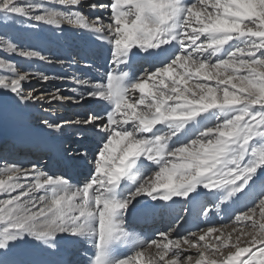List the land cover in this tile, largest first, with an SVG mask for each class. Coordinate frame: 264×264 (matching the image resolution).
Here are the masks:
<instances>
[{
    "label": "snow or ice",
    "instance_id": "6c2138e0",
    "mask_svg": "<svg viewBox=\"0 0 264 264\" xmlns=\"http://www.w3.org/2000/svg\"><path fill=\"white\" fill-rule=\"evenodd\" d=\"M60 3L84 6L83 0ZM87 7L108 8V22L100 17L90 22L81 11L0 0L5 18L67 21L94 31L107 40L115 66L102 82L78 80L84 89L78 97H51L92 100L103 112L66 122L99 137L93 174L82 185L36 164L0 169V255L32 242L56 251L62 243L90 242L94 252L87 264H140L152 247L155 258L147 264H264V0H111ZM0 44L21 57L45 59L12 39L0 37ZM134 57L149 65H141L142 75L120 67H129ZM0 68L12 73L0 76V90L17 103L37 101L24 90L29 73L3 60ZM43 123L56 131L64 127ZM88 155L76 150L57 163L70 170L89 163ZM201 195H210L209 202L247 200V210L234 214V222L251 231L237 232L235 242L232 233L216 227L175 240L161 232V241L144 244L125 227L133 211L155 207L149 201L175 203ZM204 241L210 242L200 245ZM122 244L131 245L134 255H117ZM190 248H196L194 261L183 255ZM0 264L40 262L0 259Z\"/></svg>",
    "mask_w": 264,
    "mask_h": 264
},
{
    "label": "bare ground",
    "instance_id": "6f19581e",
    "mask_svg": "<svg viewBox=\"0 0 264 264\" xmlns=\"http://www.w3.org/2000/svg\"><path fill=\"white\" fill-rule=\"evenodd\" d=\"M35 2L42 3L48 10L68 13L81 11L90 22L100 17L106 24L110 16L108 8L91 9L87 5L90 3L109 5L111 0H83V7L64 5L60 0H35ZM17 23L15 30L18 33L8 21L6 27L10 33L13 32L12 35L15 34V37L11 38L18 48L38 51L45 59L21 57L18 52L11 53L0 44V52L4 53L0 60L18 66L22 74L23 72L30 74V78L24 83V90L34 93L37 98L36 102L25 105L14 101L11 93L0 90V169L13 164L31 168L36 164L49 174L59 176L67 173L65 178L70 179L74 185H82L85 179L93 174L90 162L98 147L99 137L91 129L84 131L79 126L66 122L78 117L82 118L90 111H101L100 106L92 100L76 102L73 99H66L60 102L51 100V97L53 95H63L66 98L78 97L80 92L84 91L77 84L78 80H86L89 84L102 82L105 77L104 71L107 73L115 67L110 63V45L94 31L80 29L68 24L67 21L59 25H48L27 18H18ZM141 65L144 68L149 67L144 61L134 57L129 67H120L130 74L135 72L137 75H142ZM109 66L110 69L107 68ZM11 75L12 73L7 69L0 68V76ZM44 76L48 77L47 81L43 79ZM49 115L59 117L56 123L64 125L61 131L50 129L43 123L45 120L54 123V119L49 118ZM76 150L88 151L89 163L85 164L81 161L77 167L70 170L57 163L61 155L71 154ZM204 191L201 189L202 193ZM141 200L149 201V198L143 197ZM175 200V203L149 201L155 207L147 213L133 211L129 214L125 221L126 229L132 233L137 242L144 244L152 240L161 241L159 235L161 232L168 233L169 239L175 240L190 233L199 235L201 230L209 227L223 229L225 224L232 220L235 208L240 207L238 203H221L219 200L209 202L212 201L210 195H201L194 199L175 198ZM155 215L157 218L160 217L161 224L146 226L147 219H155ZM138 220L144 221L143 228L135 226L134 223ZM123 245L119 246L116 254L121 257L133 256L135 249L131 245H124L125 247L121 249ZM93 252L90 242L74 245L62 243L59 251L44 250L42 245L37 246L32 242L16 248L7 257L0 255V259L10 262L38 261L40 264H87ZM155 253L154 247L146 248L141 259L144 263L140 262V264L147 263L150 256L155 258ZM194 253L196 248H190L183 255L191 256ZM195 258L196 256L193 257V261Z\"/></svg>",
    "mask_w": 264,
    "mask_h": 264
},
{
    "label": "rangeland",
    "instance_id": "374dc122",
    "mask_svg": "<svg viewBox=\"0 0 264 264\" xmlns=\"http://www.w3.org/2000/svg\"><path fill=\"white\" fill-rule=\"evenodd\" d=\"M185 2L187 3V2H189V0H185ZM20 3H22V4H24V5H26V4H29V3H36L35 2V0H20ZM40 4H42V3H40ZM42 12L43 11H41V10H39V13L38 14H42ZM17 19H18V17L17 18H13V17H8V18H5L2 14H0V37H3V38H5V39H12L13 37H15V34L14 35H12L13 34V32H9L8 30V27H6V22L8 21L9 22V25L12 27V28H14V30L16 29L17 30V28H15V27H17L18 26V23H17ZM9 20H11V21H9ZM11 22V23H10ZM17 23V24H16ZM15 30V32L16 33H18L17 31ZM9 32V33H8ZM12 37V38H11ZM15 39V38H14ZM13 40V39H12ZM3 54L4 53H2V51L0 52V58H1V56H3ZM5 63H8V61L7 62H5ZM9 64V63H8ZM17 68H18V70H21V68H19L18 66H17ZM108 69H110L111 67L109 66V67H107ZM108 72V71H107ZM91 73V72H90ZM104 74H106V72L104 71ZM92 76V75H91ZM90 76V77H91ZM92 82H94L93 80H92ZM192 82H190V84H191ZM53 111H54V109H53ZM9 150V149H8ZM8 150H6L7 152H9ZM244 199V198H243ZM242 198H241V200L240 201H238L237 203H238V205H240V207H238V208H235V210L233 211V216H232V220H229L226 224H225V227L223 228V229H220L221 231H223L224 233H225V235H227L228 233H232V242H235V240H236V234H237V232H240L241 230H243V231H245V232H247V231H251V228H244L243 227V224H237V223H235L234 222V214H239V212L241 211V210H247L246 209V207H245V205L246 204H248V201L247 200H243ZM236 203V204H237ZM240 203V204H239ZM243 204V205H242ZM205 207V206H204ZM203 207V208H204ZM206 208H208V206H206ZM256 218L258 219L259 218V210H257V213H256ZM156 225H160L161 223H160V221L159 222H157V223H155ZM233 228H235L236 229V231L234 232L233 231ZM215 235H217V234H214L213 236H215ZM206 242H210V241H204V243H206ZM245 243V239L242 237L241 238V245H243ZM200 245H202V243H200ZM200 245H198V247L200 246ZM125 246L123 245V246H121V249L122 248H124ZM222 251H226V249H223ZM192 257H195L196 256V253H194V254H192L191 255ZM141 263H144V262H141ZM145 264H147V263H145Z\"/></svg>",
    "mask_w": 264,
    "mask_h": 264
}]
</instances>
